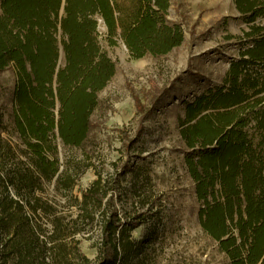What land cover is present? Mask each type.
I'll list each match as a JSON object with an SVG mask.
<instances>
[{"label":"trees","instance_id":"16d2710c","mask_svg":"<svg viewBox=\"0 0 264 264\" xmlns=\"http://www.w3.org/2000/svg\"><path fill=\"white\" fill-rule=\"evenodd\" d=\"M171 2L139 0L130 13L119 0H2L0 69L11 62L19 68L15 126L30 156L10 169L3 166L7 175L0 167V264H129L138 251L118 212L105 209L97 260L81 252L79 221L93 223L94 211L102 208L101 195L108 190L101 181L78 200L79 218L68 222L53 202L34 192L54 179L64 191L74 188L81 170L63 169L57 140L83 145L98 91L115 73V63L95 38L93 13L105 18L113 34L121 29L133 56L162 55L185 38L183 26L167 18ZM237 3L249 21L264 15V0ZM254 30L248 33L257 35L253 45L231 62L225 84L187 103L181 130L201 225L230 264H264V26ZM60 32L67 57L63 67ZM42 213L51 217L50 234L36 220Z\"/></svg>","mask_w":264,"mask_h":264},{"label":"rangeland","instance_id":"374dc122","mask_svg":"<svg viewBox=\"0 0 264 264\" xmlns=\"http://www.w3.org/2000/svg\"><path fill=\"white\" fill-rule=\"evenodd\" d=\"M119 2L130 13L139 4V0ZM93 16L98 20L95 38L115 63V73L98 91L92 128L83 145L57 140L63 169L81 170L74 188L64 191L54 179L34 193L53 202L68 222L79 218L78 200L95 182L107 186L108 192L100 194L102 208L94 209V222L85 225L81 218V230L76 234L81 252L94 263L104 230L102 212L108 209L118 212L122 226L130 228L129 234L139 245L129 264H230L227 254L201 225V202L185 163L189 149L181 130L187 103L225 84L231 62L253 45L257 35L248 33H254L255 26H264V15L249 21L237 0H172L167 18L183 26V43L166 54L142 57L130 53L120 28L113 34L98 11ZM62 41L60 32L63 67L67 57ZM19 73L15 62L0 69L3 175H7L3 166L10 169L18 159L30 156L24 152L28 149L25 138L15 126ZM10 190L19 199L12 184ZM27 210L34 215L28 206ZM36 220L47 228L46 234L51 233V217Z\"/></svg>","mask_w":264,"mask_h":264}]
</instances>
